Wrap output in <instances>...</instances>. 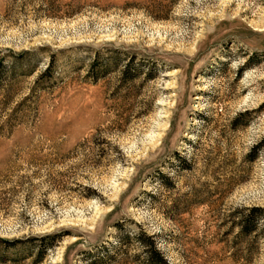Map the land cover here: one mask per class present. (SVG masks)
Masks as SVG:
<instances>
[{
  "label": "rangeland",
  "instance_id": "374dc122",
  "mask_svg": "<svg viewBox=\"0 0 264 264\" xmlns=\"http://www.w3.org/2000/svg\"><path fill=\"white\" fill-rule=\"evenodd\" d=\"M0 264H264V0H0Z\"/></svg>",
  "mask_w": 264,
  "mask_h": 264
},
{
  "label": "trees",
  "instance_id": "16d2710c",
  "mask_svg": "<svg viewBox=\"0 0 264 264\" xmlns=\"http://www.w3.org/2000/svg\"><path fill=\"white\" fill-rule=\"evenodd\" d=\"M152 244H153V242H152ZM39 252H41V251H39ZM151 253H152V254H149L150 259H151V257H158L159 260H160V257H159V255L156 253V250H155V249L152 248ZM151 255H152V256H151ZM158 258H157V259H158Z\"/></svg>",
  "mask_w": 264,
  "mask_h": 264
}]
</instances>
